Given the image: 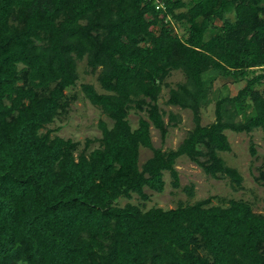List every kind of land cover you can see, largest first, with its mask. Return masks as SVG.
<instances>
[{"label": "trees", "instance_id": "1", "mask_svg": "<svg viewBox=\"0 0 264 264\" xmlns=\"http://www.w3.org/2000/svg\"><path fill=\"white\" fill-rule=\"evenodd\" d=\"M83 59L99 87L82 83L84 96L112 120L92 149L47 127L76 98L67 90ZM175 70L184 79L166 104L189 109L193 126L163 149L151 127L164 139L180 121L158 102ZM208 74L244 83L202 124ZM262 83L264 0H0V264H264V214L249 202L118 204L162 192L165 172L179 187L180 156L240 188L220 152L231 150L225 130L264 128ZM131 110L144 113L134 128ZM141 147L152 153L139 163Z\"/></svg>", "mask_w": 264, "mask_h": 264}, {"label": "rangeland", "instance_id": "2", "mask_svg": "<svg viewBox=\"0 0 264 264\" xmlns=\"http://www.w3.org/2000/svg\"><path fill=\"white\" fill-rule=\"evenodd\" d=\"M220 23V21H216V24ZM77 71L79 78L76 85L67 90L69 95L74 94L76 98L70 100L63 113L57 115L47 127H58L59 129L53 133L78 141L79 149L84 147L86 139H91L92 142L88 149H92L99 144L97 141V138L101 136L99 121L103 120L108 126H111L112 120L84 96L81 88L82 83H93L99 88L96 74L90 72L84 59L78 62ZM207 78L212 80V93L210 95L211 102L201 110L202 124H208L215 119L214 103L218 98L234 95L244 83V81L235 82L231 77L222 75L213 77L208 74ZM183 79L184 74L181 71H172L165 80L166 84L162 87L158 102L166 112L165 121H168L170 111L178 114L180 121L176 126L171 125L168 127V133L164 139H161L156 128L151 127V138L153 145L156 147L160 146L163 149L176 148L187 131L193 126L192 113L189 109L166 104L169 88ZM258 87L263 89L264 83L258 85ZM247 104V101L242 104L241 118L251 113L252 108ZM140 115H144V113L130 111L128 119L133 128L137 126ZM225 133L231 144V150L220 152V155L228 165L235 167L242 175L240 188H235L228 177H211L187 156H180L175 165L179 174V187L175 188L171 185V176L168 172H165V186L162 192H156L145 187L144 191L148 194V199L144 200L139 195L133 194L131 198L121 197L118 204L124 205L126 202L143 203L144 209L152 206L173 208L179 203H192L210 196L212 197V204L227 205L231 199H241L249 202L255 212L264 214V182L257 180L260 170L264 169V128L255 129L250 133H236L227 129ZM251 146L256 151L254 155L251 154ZM151 153L149 148L141 147L139 163H142ZM190 185H193V196H189L185 189Z\"/></svg>", "mask_w": 264, "mask_h": 264}]
</instances>
